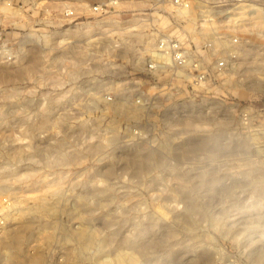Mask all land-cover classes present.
Instances as JSON below:
<instances>
[{"label":"rangeland","instance_id":"rangeland-1","mask_svg":"<svg viewBox=\"0 0 264 264\" xmlns=\"http://www.w3.org/2000/svg\"><path fill=\"white\" fill-rule=\"evenodd\" d=\"M214 1L178 23L171 0H0V264H264V23ZM165 26L239 55L135 108V47Z\"/></svg>","mask_w":264,"mask_h":264},{"label":"built area","instance_id":"built-area-1","mask_svg":"<svg viewBox=\"0 0 264 264\" xmlns=\"http://www.w3.org/2000/svg\"><path fill=\"white\" fill-rule=\"evenodd\" d=\"M212 21L219 23L228 19L230 26L248 23H264V3L261 0H215L213 3ZM172 10L183 15L178 23L185 22L182 11L191 8L190 0H171ZM96 13H108L109 6L96 5ZM150 18L149 13L143 14ZM141 15V16H143ZM64 21L78 26L90 24L85 12L67 7L61 12ZM83 19H86L83 21ZM67 22V23H68ZM168 28V29H167ZM154 41L137 44L135 47V108L146 109L151 100L160 95L169 85L180 82L193 88L209 85L233 67L232 61L239 55V37L233 34L226 46L223 37L215 31L206 42L190 39L179 28L165 26L158 30ZM256 34L261 35L259 32ZM85 48V43L80 45ZM115 47L117 45L115 44ZM111 100L112 97L108 96ZM24 240L26 236L22 237ZM24 248L23 241L16 242ZM55 262H62L55 259ZM223 264H252L249 261L230 259Z\"/></svg>","mask_w":264,"mask_h":264},{"label":"bare ground","instance_id":"bare-ground-1","mask_svg":"<svg viewBox=\"0 0 264 264\" xmlns=\"http://www.w3.org/2000/svg\"><path fill=\"white\" fill-rule=\"evenodd\" d=\"M182 13H183V14H185V13H186V11H182Z\"/></svg>","mask_w":264,"mask_h":264}]
</instances>
